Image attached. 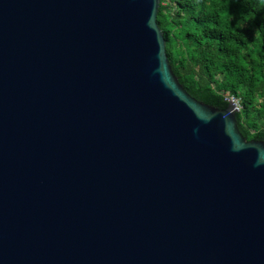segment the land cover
I'll return each instance as SVG.
<instances>
[{"label": "water", "instance_id": "obj_1", "mask_svg": "<svg viewBox=\"0 0 264 264\" xmlns=\"http://www.w3.org/2000/svg\"><path fill=\"white\" fill-rule=\"evenodd\" d=\"M160 0H0V264H264V140L192 96Z\"/></svg>", "mask_w": 264, "mask_h": 264}, {"label": "trees", "instance_id": "obj_2", "mask_svg": "<svg viewBox=\"0 0 264 264\" xmlns=\"http://www.w3.org/2000/svg\"><path fill=\"white\" fill-rule=\"evenodd\" d=\"M158 23L187 91L219 108L238 96L241 132L264 140V0H160Z\"/></svg>", "mask_w": 264, "mask_h": 264}, {"label": "built area", "instance_id": "obj_3", "mask_svg": "<svg viewBox=\"0 0 264 264\" xmlns=\"http://www.w3.org/2000/svg\"><path fill=\"white\" fill-rule=\"evenodd\" d=\"M229 99L232 100V102H234L236 104L237 109L240 110V108H241L240 98H238L236 96H231Z\"/></svg>", "mask_w": 264, "mask_h": 264}, {"label": "clouds", "instance_id": "obj_4", "mask_svg": "<svg viewBox=\"0 0 264 264\" xmlns=\"http://www.w3.org/2000/svg\"><path fill=\"white\" fill-rule=\"evenodd\" d=\"M231 96H235V95H229V96H227L226 98H227L229 101H232V100L229 99ZM236 97H238V96H236ZM238 98H239V97H238ZM237 111H239V110L237 109Z\"/></svg>", "mask_w": 264, "mask_h": 264}]
</instances>
